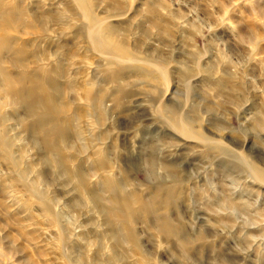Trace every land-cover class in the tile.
Here are the masks:
<instances>
[{
	"label": "rangeland",
	"instance_id": "1",
	"mask_svg": "<svg viewBox=\"0 0 264 264\" xmlns=\"http://www.w3.org/2000/svg\"><path fill=\"white\" fill-rule=\"evenodd\" d=\"M0 264H264V0H0Z\"/></svg>",
	"mask_w": 264,
	"mask_h": 264
},
{
	"label": "bare ground",
	"instance_id": "2",
	"mask_svg": "<svg viewBox=\"0 0 264 264\" xmlns=\"http://www.w3.org/2000/svg\"><path fill=\"white\" fill-rule=\"evenodd\" d=\"M6 30H7V29H6ZM99 37H100V36H99ZM94 40H95V39H94ZM108 49H111V48L108 47ZM109 52H110V51H109ZM109 52L106 51V53H109ZM110 54H112V53L110 52ZM8 83H10V82H7V84H8ZM180 125H181V126H179V127L183 130V132H185L186 134H188V133L190 134L189 129H188L186 123L183 122V123H181ZM174 126L177 127V124L175 123ZM187 130H188V131H187Z\"/></svg>",
	"mask_w": 264,
	"mask_h": 264
}]
</instances>
